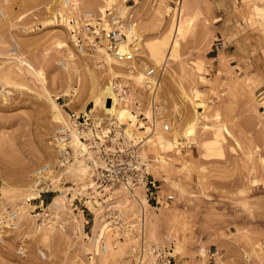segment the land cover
Listing matches in <instances>:
<instances>
[{"label":"rangeland","instance_id":"374dc122","mask_svg":"<svg viewBox=\"0 0 264 264\" xmlns=\"http://www.w3.org/2000/svg\"><path fill=\"white\" fill-rule=\"evenodd\" d=\"M105 1L74 0V15L100 11ZM129 4L127 11L136 12L144 43L170 33L178 15L187 17L188 29L177 36L178 60L156 65L143 45L142 63L129 69L113 62L111 74L101 50H109L104 40L94 54L83 53L63 68L59 59L64 47L73 46L76 27L61 0H0V208L16 209L24 225L0 244V264H79L96 248L87 234L95 206L86 202L92 210L86 216L69 206V198L86 188L90 177L83 159L66 168V193L62 189L56 195L62 204L56 218L65 220L60 226L53 219L37 231L26 199L36 195L33 169L57 160V125L69 122L71 113L102 111L93 109L90 98L92 72L103 85L118 80L131 86L129 116L122 123L132 139L146 138L137 128L140 111L151 120L157 109L160 122L172 125L170 131L144 139L147 170L156 179L150 204L142 198L150 215V240L164 244L174 239L177 264H264V0ZM28 62L44 72L45 82ZM150 67L157 71L153 78L146 77ZM150 97L158 102L155 110ZM54 102L63 120L55 119ZM218 129L220 153L209 157L205 148ZM112 194L126 213L136 215V205L122 190ZM96 222L103 225L99 214ZM22 234L29 238V254L23 258L16 254ZM111 234H106L109 254L96 257V264H125L130 256L133 237ZM41 247L47 250L46 259L38 255Z\"/></svg>","mask_w":264,"mask_h":264},{"label":"built area","instance_id":"2783aa9c","mask_svg":"<svg viewBox=\"0 0 264 264\" xmlns=\"http://www.w3.org/2000/svg\"><path fill=\"white\" fill-rule=\"evenodd\" d=\"M111 1L106 0L100 11L87 10L86 13L80 12L79 15H74L73 13L76 12L74 0H61L62 6L73 14L70 22H74L76 28H74L73 46L63 48L59 65H66L68 60L83 53L94 54L97 47L103 45L104 40L108 41L109 51L113 53L114 58L124 64V67L130 69L142 63V54L139 50L143 38L139 32L136 12L129 10L124 13L123 6L124 4L130 6L129 0L124 4L119 0ZM101 24H104V27L97 31V27ZM120 45L127 46V49L120 51ZM156 72L154 67H150L146 75L152 76ZM113 88L119 100L125 101L131 86L115 80ZM150 98V106L152 107L154 101L155 110L158 102ZM90 110L91 108L89 112L80 114L71 113L68 125H57L53 138L57 160L44 161L31 172L33 188L37 193L26 199L34 228L37 231L43 230L52 219L58 220L59 226L60 222L64 223V218H56L61 211V204L55 201V196L59 192L57 188H66L64 187L67 183L64 179L66 168L82 158L90 172L86 188L74 198H69L72 193L67 191V196L69 206H75L73 212L80 210L83 216H86L87 209H90L86 202H91L92 206H95V212L90 209L95 214L93 225L89 228L86 224L88 221L85 220L84 232L89 228L88 238L98 243L99 251L93 250L88 254V258L79 264H96L93 263L96 257L109 253L106 234L101 235L94 231L95 217L100 209L102 210L100 218L108 233L117 234L120 238L130 235L134 239L132 251L125 264H177L172 255L174 239L167 238L164 244L152 242L147 233L146 209L142 198L146 197L150 204L154 198L156 179L152 178L153 175L147 170L148 161L142 142H135L126 137L122 124L113 120L112 116L109 117L102 112L103 119L94 118ZM136 115L140 117L137 121L138 126L144 131L147 130L148 135L168 132L172 129L170 122L164 124L160 122L162 118L157 109L154 121H150L142 111ZM74 138L79 141L78 147L74 146ZM2 175L0 170V178ZM115 189H122L136 205L138 212L135 216L126 213L120 206L119 199L112 194ZM83 199L84 203L81 202ZM0 210V244H3L11 236L10 232L17 233L24 229V225L22 226L16 209L8 207V210L2 208ZM28 240L25 234L18 237L16 254L19 257L23 258L29 254ZM215 254L213 253L212 256ZM38 255L41 259H46L47 250L41 247Z\"/></svg>","mask_w":264,"mask_h":264},{"label":"bare ground","instance_id":"6f19581e","mask_svg":"<svg viewBox=\"0 0 264 264\" xmlns=\"http://www.w3.org/2000/svg\"><path fill=\"white\" fill-rule=\"evenodd\" d=\"M123 10H124V13L126 14V11H127V5L123 6ZM75 10H76V6H75ZM188 12V11H187ZM77 12H74L73 14H76ZM181 14V13H180ZM184 14V13H183ZM181 15H178L177 17V22H176V26L175 28L172 27V30H170V33H168L167 35H165L164 37L162 38H154V39H149V40H145V43L144 41H142V44H141V49H142V46L145 45V49L147 50V53H148V57L152 60L155 61V64L156 65H160L161 63H164L166 64L167 62H169L170 60H178L180 58V54L178 53V50H179V41L178 39L180 38H177V36L180 34V36H183L185 31L188 29V26L189 25V22L186 20V18H184V16L180 17ZM188 16V15H187ZM101 27H104V24H101L99 27H97V30H101ZM187 27V28H186ZM173 29H174V34H173ZM173 34V37L172 35ZM179 36V37H180ZM60 44V43H59ZM119 49L120 51H125L127 49V46L125 45H120L119 46ZM102 52L104 53V55H106V59L109 63V71L111 72V74H114V68L112 66V63L113 62H118L120 63L118 60H116V58H114V55L113 53H111L108 49L106 48H101ZM141 50H139V53H140ZM26 62V61H24ZM23 62V63H24ZM69 63V62H68ZM29 65V67H31L32 69H34L32 67L31 64H29V62L27 63ZM122 64V63H120ZM63 68L66 67V65L62 66ZM35 70V69H34ZM148 70V69H147ZM35 72L38 74V76L41 78V79H45V76H44V72L39 70H35ZM157 73V72H156ZM144 76V75H143ZM156 76L155 75H152V76H147V78L149 77H154ZM90 87H89V90H90V98H91V101H93L94 103V107L93 109H97L99 107L103 108L101 112H96V113H93L92 112V108L90 110V113L92 114V116H94V118H102L101 115L103 113H106L109 115V117H111L113 120L115 119V121L117 123H120L122 124V128L124 129L125 131V136L128 137L129 139L131 140H134L132 139L131 137V132L129 130V127L126 126L125 123H122V121H125V119L129 116V109H128V101L130 100L129 99V95H128V92H127V97H126V100L125 101H120L117 94H116V91L115 89L113 88V85L111 84H101V82L99 81V77L95 74V73H90ZM151 79V78H150ZM7 80V79H6ZM140 80V79H139ZM153 81V80H152ZM45 82V80H44ZM154 82V81H153ZM156 82V81H155ZM156 84V83H155ZM160 86L159 82H157V88ZM131 95V94H130ZM108 100H110V104H108ZM120 104H123L124 107H122L120 109ZM53 109H54V112H55V119H60V120H63L65 117L62 115V111H61V108L58 107V105L54 102L53 104ZM120 109V110H119ZM119 111V112H118ZM88 112V111H87ZM103 112V113H102ZM71 116V115H70ZM155 120V114L153 115L152 114V118L150 121H154ZM131 122V121H130ZM64 125H68L69 122L66 120L65 122H62ZM143 124V123H142ZM158 125V124H157ZM220 127V126H219ZM137 128L141 129L139 126H137ZM206 129V128H205ZM142 132L146 133V138L147 137H152V136H158L160 132H155L154 134H151V135H148V131H144L142 130ZM222 135V132L220 129L216 130L215 132V137L216 139L213 141V142H210L209 144L206 145V155L207 156H211L213 155L214 153L219 152L220 149L218 148H221L219 147L220 145V140H219V137ZM218 137V138H217ZM146 138H138L137 140H134L135 142H142V144L144 145V139ZM202 141V140H201ZM73 143H74V146L75 147H78L80 144H79V141L77 138H74L73 140ZM220 153V152H219ZM218 154V153H216ZM216 156V155H215ZM214 157V156H213ZM58 158V157H57ZM82 158H79L78 160H80ZM78 160H76L75 163L78 162ZM263 162V161H262ZM73 163V164H75ZM71 164V165H73ZM71 165H69L68 167H70ZM67 167V168H68ZM147 168H149L147 166ZM86 171L83 170L82 173H85ZM85 176V175H84ZM67 188V187H66ZM66 188H63V187H58L57 190L62 193L64 189V192L66 193ZM115 190H122V189H115ZM113 190V192L115 191ZM33 191H34V188H33ZM123 191V190H122ZM63 192V193H64ZM124 192V191H123ZM37 193V192H36ZM125 193V192H124ZM125 197L126 199H128L129 201H131L129 198H128V195L127 193H125ZM57 196H55V201L56 200ZM59 202V199L58 201ZM132 202V201H131ZM60 203V202H59ZM61 204V203H60ZM148 204V203H147ZM144 207L146 209V206L144 204ZM61 209H62V204H61ZM102 210H98V213L100 216H101V212ZM148 213L146 212V220H148L147 218L148 217ZM150 216V215H149ZM53 220V219H52ZM51 220V221H52ZM149 222V221H147ZM100 227H98V222L95 223V227H94V230L95 232H99L101 235H105L107 234L108 232L106 231L105 227L103 225H99ZM82 230V226L80 228ZM108 243V242H107ZM96 245V248L95 250L97 249L98 250V243H95ZM99 251V250H98ZM109 254V253H108ZM105 255V256H102V257H107L108 256ZM115 255V254H114ZM101 257V258H102ZM94 263V262H93Z\"/></svg>","mask_w":264,"mask_h":264},{"label":"water","instance_id":"95a60500","mask_svg":"<svg viewBox=\"0 0 264 264\" xmlns=\"http://www.w3.org/2000/svg\"><path fill=\"white\" fill-rule=\"evenodd\" d=\"M108 104H110V100H108Z\"/></svg>","mask_w":264,"mask_h":264}]
</instances>
